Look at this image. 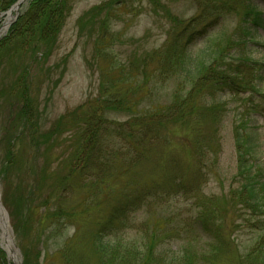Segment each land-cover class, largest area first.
<instances>
[{
	"label": "rangeland",
	"instance_id": "rangeland-1",
	"mask_svg": "<svg viewBox=\"0 0 264 264\" xmlns=\"http://www.w3.org/2000/svg\"><path fill=\"white\" fill-rule=\"evenodd\" d=\"M153 1L67 0L69 13L61 29L40 43L35 59L30 42L9 34L11 25L0 31V42H12H5L0 52V203L21 264H140L153 231L161 240L153 252L158 262L168 264L179 256L193 257V264L256 262L244 255L256 257L251 253L264 236V211L257 214L237 198L242 182L237 144L249 148L248 162L255 172L262 171L264 181V0H250L259 8L260 26L244 19L247 0H235V11L223 8L211 16L207 27L197 19L193 29L203 32L189 52L197 76L208 73L211 79L221 68L216 71L230 76L237 68L245 73L239 79L248 78L257 91L240 85L216 90L212 82L205 96L194 94L188 121L164 117L154 122L152 139L132 166L111 163L99 170L97 165L99 158L110 162L114 153H125L123 136L131 117L124 109L95 113L102 84L113 87L117 102L134 104V112L147 114L185 98L196 81L173 70L159 75L150 57L167 39L169 18L197 16L198 2ZM5 23L0 18V29ZM243 59L258 64L248 72ZM19 113L26 120L14 126ZM92 118L100 120L88 126ZM93 132L96 139L85 141ZM197 132L207 145L201 164L191 138ZM100 177L105 179L102 190L95 186ZM140 191L143 200L130 214L128 228L106 237L123 248L136 247L139 255L128 256L122 249L101 256L93 245L95 232L113 205ZM260 197L264 209V194ZM210 199L217 214L205 221L206 228L199 218ZM217 226L218 239L228 246L216 251Z\"/></svg>",
	"mask_w": 264,
	"mask_h": 264
},
{
	"label": "trees",
	"instance_id": "trees-1",
	"mask_svg": "<svg viewBox=\"0 0 264 264\" xmlns=\"http://www.w3.org/2000/svg\"><path fill=\"white\" fill-rule=\"evenodd\" d=\"M17 1L18 0H0V13L7 11ZM127 1L128 0H117L116 5H124ZM66 2L67 0H31L28 2L27 8L24 11L25 13L18 17V19L11 24L9 34L12 36H20V40L24 41V43L30 42L31 46L28 49L29 52L32 53L33 59L37 57L38 52H35V50L40 47V43L49 41V39H52L61 29L62 23L69 13V8ZM195 2H198V5L196 4L198 15H194L191 19L188 20L169 18L172 27L168 30V33L166 32L167 39L160 49H155L151 52L150 57V62L155 61V63H157L159 75L163 74L165 71L168 72L171 70L179 74L181 72L182 74L189 76L192 79L196 78V81H194L193 83L194 85H192L191 89L187 92L185 98L176 99L173 105L162 109V111H160L158 108H151L147 112V114H140V111L134 112L132 110L134 104L129 105L130 103H123L122 101L117 102L116 97H119V95H115L113 97V90L111 91L113 87L110 88V85L103 88L102 84L100 98L96 99L97 107L95 109H97V112L95 113H107L110 110L123 111L124 109L128 114L131 115V117L126 125L127 133L126 135H124L125 137L123 136V141L125 144L122 150L125 151V153H114L110 157V162L105 159H102L100 161L99 158L97 160V165L100 168L99 170L105 169L107 165L111 163H119L120 165L132 166V164L136 161V156L142 155L144 153V150L142 148L143 145L148 140L152 139L148 137L152 132L151 129L154 122L160 121L164 117H166L167 119H171L170 121L172 122H175V120L179 121L181 119V121H188L193 112L192 108H190V104L193 102L194 94H203L205 96V94H207L205 92L209 90L208 84L211 85V83L213 82V87H215L216 90L220 86L225 87L229 91H231L235 88V86L238 88L240 85L245 88L251 86L250 89L252 91H257V86L253 87L251 85V81L248 78L242 77L239 79V77H241L245 73H242L240 69L239 72H237V68H235L234 74L230 76H228L225 72L216 71L221 70L222 68L216 69L213 73H211L213 74V78L211 79H209L210 74L208 73L200 74L197 76V72L195 70H192L193 68H191V63L193 60H190L189 58L190 45H192L191 42L193 41V39L197 38V35L203 32L193 29L196 20H202V22L200 23L202 28L207 27L211 22V16L214 17L217 13L223 11V8L226 9L225 11L227 12L235 11L238 5L235 0H195ZM153 3H155V5H159V3L156 1H153ZM245 5L246 12L244 13V19L248 20V18L250 17V19H252V25L260 26L261 24L259 14L257 12V9L259 8L255 6L250 0L245 1ZM113 17L115 16L113 15ZM247 32L246 34L250 36V32ZM106 38L109 39L108 36H106ZM8 40L9 38H6L4 42H0V52L2 49L6 48L7 45H4V43ZM8 43L11 44L12 42L9 40ZM46 44L48 45L49 43ZM46 44L45 47H47ZM109 58L112 60L111 57ZM243 61L248 64H243L244 68L246 66V70L248 72L253 71V66H256L258 64L253 60L243 59ZM213 62L214 60L211 62V64ZM105 83H110V81H105ZM18 102H21V104L25 105V107L27 105V102H25L22 98H18ZM97 118H99V116ZM97 118H92L91 122L87 123L88 126H90L91 123L93 124L100 120ZM25 120L26 117L22 113H19L16 114L15 117H13L12 121H15L13 122V125L15 126L17 124H21V122L23 124ZM31 129L32 127L29 129V131ZM196 134L198 137L193 139V136L191 135V138L193 141L194 154H196V160L199 159L201 164L202 160L204 159V150L207 151V145L205 144V141L202 140L203 134L201 132L200 135L199 132H197ZM92 136H94V138L96 139V133L93 132L91 135H86V138H84L85 141H88V139H90ZM237 147L239 148V150H237V177L242 180L241 187L238 190L237 198L238 200L240 198L241 201L250 205L255 213L262 214V212L264 211V209L262 208L263 200H261L260 197V195L264 194V181L262 180V178H260L262 175V171L257 170V172H255L253 169L255 168L254 165L249 164V148H247L246 146H241L239 143L237 144ZM122 154L123 159H121ZM88 158L89 157L85 156V159L82 160L84 169H86L88 166V162H86ZM96 170L98 171L97 168ZM104 183L105 179L100 177L96 180L95 186L98 184V188L102 190V188L105 187ZM143 194L144 193L140 191L135 195H125L116 205L112 206L107 220L100 224V227L97 229L93 237V245L95 246L97 253H99L101 256L103 254H113L114 251L116 253H119L120 251H122V249H124L128 256L133 255V257H135L139 255L136 253L138 249H134L136 247L131 246V248L129 249L123 248L120 243L108 242L106 237H117L119 234H123V230H126L128 228V225L131 221L130 214L134 213V211L137 210L136 208L143 200ZM208 202L210 206L207 208L208 211H204L199 218L202 225L204 224L203 226L207 225L205 221H208L209 218L214 219L215 215L217 214L215 202H213L212 199L208 200ZM206 228H208V226H206ZM226 230L228 232L227 234L231 235L232 228L230 226H227ZM213 231L216 234V239L218 240V245L213 249L217 251L218 249L227 248L228 245L223 240L221 242V240L218 239V237L221 235L220 227L217 226ZM157 235L158 234L155 231L151 232V236L153 237L152 242H148L146 248L143 250L145 252L144 256L138 257L140 258V264H166L161 261L158 262L154 259L155 256L153 255V252L156 249L155 245L161 241L157 240V238H160ZM255 248L251 253L256 256L255 258L250 257V254H248V256L244 255V258L247 259L248 257V259H250L251 261H256L253 264H264V252H261V250L264 249V236L260 238ZM109 257L113 258L115 256L110 255ZM0 264H7L5 261V255L2 251H0ZM168 264H193V257L191 259H188L186 257L179 256L177 259H174V262H170Z\"/></svg>",
	"mask_w": 264,
	"mask_h": 264
},
{
	"label": "water",
	"instance_id": "water-1",
	"mask_svg": "<svg viewBox=\"0 0 264 264\" xmlns=\"http://www.w3.org/2000/svg\"><path fill=\"white\" fill-rule=\"evenodd\" d=\"M27 1L28 0H18L14 5H12L8 9V11L0 14V17L5 16V18H6V23L3 25V27L0 29V31H5L8 28V26L12 23V21H14V19L17 18L18 14H19L20 7L23 4H25ZM13 13H14V15H13ZM0 210L4 214V216H5L6 220H7V215H6L3 207L1 206V203H0ZM10 239H11V242L9 243V245L11 246V249H10L11 250V256L9 255V253H7L5 250H3L5 255H6V259L9 262H11L12 264H21L20 258L17 257L18 250L16 249L12 238H10ZM8 240L9 239L7 238V241L6 240L5 241L8 243ZM15 257H17L16 261H14Z\"/></svg>",
	"mask_w": 264,
	"mask_h": 264
},
{
	"label": "bare ground",
	"instance_id": "bare-ground-1",
	"mask_svg": "<svg viewBox=\"0 0 264 264\" xmlns=\"http://www.w3.org/2000/svg\"><path fill=\"white\" fill-rule=\"evenodd\" d=\"M7 238L9 239L8 243L6 242ZM10 238L11 235H10V230L8 228V221L6 220L4 214L0 210V248L2 250H5L11 256V250H10L11 246L9 245V243L11 242ZM16 259L17 257L14 258V261H16Z\"/></svg>",
	"mask_w": 264,
	"mask_h": 264
}]
</instances>
